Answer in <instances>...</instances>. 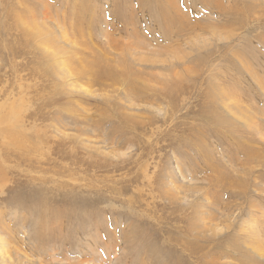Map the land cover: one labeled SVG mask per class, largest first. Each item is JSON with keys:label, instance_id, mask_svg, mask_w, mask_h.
Instances as JSON below:
<instances>
[{"label": "rangeland", "instance_id": "rangeland-1", "mask_svg": "<svg viewBox=\"0 0 264 264\" xmlns=\"http://www.w3.org/2000/svg\"><path fill=\"white\" fill-rule=\"evenodd\" d=\"M264 262V0H0V264Z\"/></svg>", "mask_w": 264, "mask_h": 264}, {"label": "bare ground", "instance_id": "bare-ground-1", "mask_svg": "<svg viewBox=\"0 0 264 264\" xmlns=\"http://www.w3.org/2000/svg\"><path fill=\"white\" fill-rule=\"evenodd\" d=\"M255 264H264V262H260V263H255Z\"/></svg>", "mask_w": 264, "mask_h": 264}]
</instances>
